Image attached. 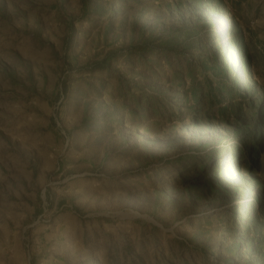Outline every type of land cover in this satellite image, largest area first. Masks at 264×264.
Segmentation results:
<instances>
[{"label": "rangeland", "instance_id": "obj_1", "mask_svg": "<svg viewBox=\"0 0 264 264\" xmlns=\"http://www.w3.org/2000/svg\"><path fill=\"white\" fill-rule=\"evenodd\" d=\"M0 264H264V0H0Z\"/></svg>", "mask_w": 264, "mask_h": 264}, {"label": "bare ground", "instance_id": "obj_2", "mask_svg": "<svg viewBox=\"0 0 264 264\" xmlns=\"http://www.w3.org/2000/svg\"><path fill=\"white\" fill-rule=\"evenodd\" d=\"M239 237H236L234 240H233V247H237L238 244H239Z\"/></svg>", "mask_w": 264, "mask_h": 264}]
</instances>
